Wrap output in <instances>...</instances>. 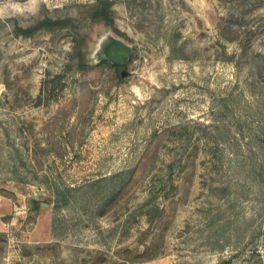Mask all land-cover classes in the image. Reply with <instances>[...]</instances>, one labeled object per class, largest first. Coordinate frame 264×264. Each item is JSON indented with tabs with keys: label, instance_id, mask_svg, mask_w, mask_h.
Returning <instances> with one entry per match:
<instances>
[{
	"label": "rangeland",
	"instance_id": "1",
	"mask_svg": "<svg viewBox=\"0 0 264 264\" xmlns=\"http://www.w3.org/2000/svg\"><path fill=\"white\" fill-rule=\"evenodd\" d=\"M96 1L0 0V264H264V0H111L92 51L132 45L125 78L96 65L40 101L73 39L15 26Z\"/></svg>",
	"mask_w": 264,
	"mask_h": 264
},
{
	"label": "trees",
	"instance_id": "2",
	"mask_svg": "<svg viewBox=\"0 0 264 264\" xmlns=\"http://www.w3.org/2000/svg\"><path fill=\"white\" fill-rule=\"evenodd\" d=\"M113 1L111 0H97L96 3L89 7L87 14L83 19L79 20L73 17L66 18H51L45 17L36 21V23L28 26L21 27L15 26L16 36L31 37L39 31H55V30H68L73 39V55L64 67L62 73L51 75L48 73V78L44 81L39 100H42L43 93H48L47 98L50 101L52 96H55L56 87L60 85L61 89L64 88L66 82L65 77L68 73H80L88 70L96 65H108L118 72L120 78L124 79L121 69L123 67L114 65L110 62H99L94 64L90 57L92 52L94 38L92 33L94 29L103 27L114 31L119 34V30L115 24L113 17ZM131 60V58H130ZM47 99V100H48ZM59 188L54 189L53 195L60 194ZM55 201V200H54ZM67 203L69 198H66ZM33 206L35 213H39L42 203L33 198L29 201ZM148 205V202L145 203ZM149 213V212H148ZM153 218H149L150 222H153ZM23 256H30L29 251L24 250Z\"/></svg>",
	"mask_w": 264,
	"mask_h": 264
},
{
	"label": "water",
	"instance_id": "3",
	"mask_svg": "<svg viewBox=\"0 0 264 264\" xmlns=\"http://www.w3.org/2000/svg\"><path fill=\"white\" fill-rule=\"evenodd\" d=\"M132 52V45L111 31H108L98 38L96 46L91 52V57L96 64L99 62H110L120 67H126L130 61ZM126 74L127 71L122 70V75L125 76Z\"/></svg>",
	"mask_w": 264,
	"mask_h": 264
},
{
	"label": "crops",
	"instance_id": "4",
	"mask_svg": "<svg viewBox=\"0 0 264 264\" xmlns=\"http://www.w3.org/2000/svg\"><path fill=\"white\" fill-rule=\"evenodd\" d=\"M14 209L15 204L10 198L0 196V233H6L16 225L15 216L9 221L4 219L7 215L14 214ZM21 258H25V256L21 255Z\"/></svg>",
	"mask_w": 264,
	"mask_h": 264
},
{
	"label": "flooded vegetation",
	"instance_id": "5",
	"mask_svg": "<svg viewBox=\"0 0 264 264\" xmlns=\"http://www.w3.org/2000/svg\"><path fill=\"white\" fill-rule=\"evenodd\" d=\"M122 71V70H121Z\"/></svg>",
	"mask_w": 264,
	"mask_h": 264
}]
</instances>
